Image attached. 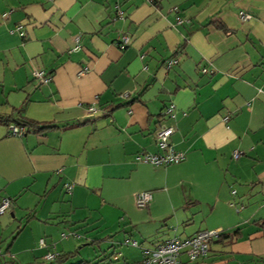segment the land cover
<instances>
[{"label":"crops","instance_id":"obj_1","mask_svg":"<svg viewBox=\"0 0 264 264\" xmlns=\"http://www.w3.org/2000/svg\"><path fill=\"white\" fill-rule=\"evenodd\" d=\"M170 102L175 116L163 117ZM15 108L53 127L17 136L0 124V201L12 200L1 261L124 238L137 246L116 264H142V248L178 228L239 230L181 264L264 261V0H0V112ZM160 125L174 126L169 144L184 159L137 161L163 153ZM142 191L146 207L133 200ZM27 231L31 245L19 244Z\"/></svg>","mask_w":264,"mask_h":264},{"label":"built area","instance_id":"obj_2","mask_svg":"<svg viewBox=\"0 0 264 264\" xmlns=\"http://www.w3.org/2000/svg\"><path fill=\"white\" fill-rule=\"evenodd\" d=\"M242 20H247L249 14L240 12ZM78 42V37H76ZM130 43L129 34H124L120 37L119 48L124 49ZM75 48H78L77 46ZM177 63L176 59H171L167 62L168 66ZM205 71V70H204ZM33 76L39 78L42 82L46 81V77L40 71H34ZM89 111L94 112L95 107L90 105ZM161 115L163 117L175 116V105L170 102L163 109ZM9 133L12 135L22 136L26 129L24 126H18L16 124H10L8 126ZM175 128L172 125H160L154 134L155 142L157 146L163 150V153H149L141 152L137 154L136 160L140 162H150L154 165H169L181 162L185 155L181 151H175L169 144V138L174 132ZM243 152L235 151L234 158H238ZM68 190L71 189L70 184L66 185ZM151 193L148 191L136 192L133 194V200L138 207H146L151 200ZM11 207V200L8 197L3 198L0 201V215L6 212ZM221 230H203L197 232L195 235L188 238H180L179 236L169 237L161 242L156 243L151 248H142V264H181V255L185 254L189 261H194L197 258L204 256L208 253L209 242L219 235ZM40 244L44 245V239L40 240ZM132 245L137 246V242L132 240ZM55 257L54 253H48L45 255L46 260H50ZM250 264V263H244ZM252 264H264V261L252 263Z\"/></svg>","mask_w":264,"mask_h":264},{"label":"rangeland","instance_id":"obj_3","mask_svg":"<svg viewBox=\"0 0 264 264\" xmlns=\"http://www.w3.org/2000/svg\"><path fill=\"white\" fill-rule=\"evenodd\" d=\"M244 204L247 206V210H253L255 208V205L257 204H252V202H247L244 201ZM249 212V211H247ZM258 215H262L264 216V213L262 214H258ZM253 218V217H252ZM252 218L250 219V227L254 224V222H252ZM36 222V221H35ZM256 224V223H255ZM260 225V224H259ZM256 228L258 227V225L256 224L255 226ZM244 229H251V228H244ZM67 230H63L62 234H59V237L61 238H68L70 235ZM245 233H247V230H244ZM28 234V235H27ZM104 235H107V233H105ZM171 235L173 236H179V237H184L185 232H183V230L181 228H178V231L173 232V230L171 231ZM183 235V236H182ZM28 236V240H29V244L31 245L32 243V239H31V233L30 231H27V233H24V235L22 236L23 238H21L20 242L22 241V239H25V237L27 238ZM42 236H44L42 234ZM71 237V236H70ZM172 237V236H170ZM73 238V237H72ZM43 239H45V237H43ZM121 239L118 240L117 242L114 243H109L107 244L106 242L101 243V244H96V243H87L83 246H81L83 243L81 241H79V243H77L75 246H72L71 249L72 251H77V254L73 257L67 258L64 261H57L54 258L50 259V260H46L45 259V255H43V250L40 248V246L37 245L36 249H30V251L28 252V258L29 261H33L35 260L34 264H74L79 262L80 260H91L92 263L91 264H116L119 263L122 260V250L123 248L129 247L131 249H134L135 247L131 246V242L133 239H130V242H127L126 240ZM126 241V242H125ZM21 244L24 245H29L28 243H24L21 242ZM34 247V246H32ZM61 250L60 247L58 246L57 249H55V247L52 248V253L56 254L55 252ZM51 253V252H48ZM32 255H34V258L32 257ZM117 255V259L119 261L115 260V256ZM23 259V257L21 258ZM19 259V260H21ZM3 261L0 260V264Z\"/></svg>","mask_w":264,"mask_h":264},{"label":"trees","instance_id":"obj_4","mask_svg":"<svg viewBox=\"0 0 264 264\" xmlns=\"http://www.w3.org/2000/svg\"><path fill=\"white\" fill-rule=\"evenodd\" d=\"M211 22L213 24H215L217 27H219L220 29L227 30L226 26L222 22H218V20H213V21L211 20ZM130 41H131V39H130ZM176 60H178V59H176ZM21 110H22V108H19V109L17 108L15 110L17 112L16 115L5 114V113L0 112V124L6 125V126H9L10 124H16L18 126L26 127V131L34 130L36 132L43 131V130H46L48 128L53 127V125L50 122L40 123V122L29 120L25 117H22L21 116ZM18 114H20V115L17 116ZM145 163H150V162H145ZM11 205H12V200H11ZM235 234H239V230H234L232 233L221 230L219 235L217 236V238H215L209 242V250H210V246H211L212 242H224V241L230 242L233 239H235ZM75 255H76V251H66V252H61V253L59 252V253L55 254L54 259L57 261H64L65 259L73 257ZM91 263H92L91 260H80L79 262L74 263V264H91ZM3 264H14V263L12 260L4 259Z\"/></svg>","mask_w":264,"mask_h":264}]
</instances>
